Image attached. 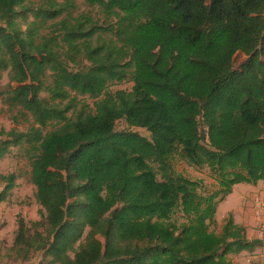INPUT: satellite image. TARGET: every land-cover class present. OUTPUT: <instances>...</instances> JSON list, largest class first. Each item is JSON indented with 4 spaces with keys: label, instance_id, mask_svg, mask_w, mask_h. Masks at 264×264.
<instances>
[{
    "label": "trees",
    "instance_id": "obj_1",
    "mask_svg": "<svg viewBox=\"0 0 264 264\" xmlns=\"http://www.w3.org/2000/svg\"><path fill=\"white\" fill-rule=\"evenodd\" d=\"M25 1L0 0V73L17 85L3 101L31 119L24 132L0 131V159L25 146L40 219L17 217L13 260L233 264L228 255L259 247L231 214L219 234L209 227L234 185L264 182V0H82L116 22H60L65 56L89 63L81 72L53 41L37 44L34 29L22 30ZM53 6L35 13L40 24L64 13ZM98 31L113 37L91 46ZM237 52L248 59L233 69ZM126 81L131 91L108 92ZM72 94L95 99L94 111L69 119ZM120 120L128 129L115 130ZM175 159L206 168L214 190L174 174ZM0 181L1 203L15 176Z\"/></svg>",
    "mask_w": 264,
    "mask_h": 264
},
{
    "label": "rangeland",
    "instance_id": "obj_2",
    "mask_svg": "<svg viewBox=\"0 0 264 264\" xmlns=\"http://www.w3.org/2000/svg\"><path fill=\"white\" fill-rule=\"evenodd\" d=\"M52 3H55L56 6L63 7L65 10L64 13L55 20H49L44 24H40L39 19L35 18V13L38 10L52 8ZM25 7L27 20L22 23L21 20L17 18V22L21 24L22 30L24 31L28 26L30 29H34V39L37 44L43 42L44 39L53 41V50L60 54L63 62L66 63L71 72L84 71L89 66V63L83 54L76 55L71 61L65 56L66 47L61 43L62 33L60 32V22L65 20L68 24V22H72L74 18L85 16L91 20L90 23L85 24V29L87 30L93 26L108 29L116 22V18L106 16L101 8L89 6L82 0H26ZM112 37L113 35L110 31H98L90 40L91 46L100 45L103 41H107ZM247 59V56L237 52L233 56V69H238ZM9 78L10 73L8 71L0 73V131L3 130L4 132H8L15 130L24 132L29 128L27 119L31 122L30 117H22L18 108L10 106L3 101L6 94L17 87L16 83L11 82ZM49 82L50 79L48 78L46 84ZM131 88L132 83L126 81L121 84L110 85L108 87V92L114 93L118 90L131 91ZM41 96L46 97L47 94L42 93ZM71 97L75 99V105L67 115L69 119H73L81 109L86 108L88 111H94L93 105L96 101L95 99L75 94H72ZM126 129H128V127L124 121L120 120L116 122V131ZM50 130L51 128H47L46 132ZM131 130L139 133L143 137L149 138V133L144 129L132 128ZM2 139L5 140L7 138L0 137V140ZM172 167L174 174L181 175L190 180L199 181L202 186L201 190L204 192L213 191L216 186L206 168L196 169L188 166L179 159L173 161ZM30 170V160L26 154L25 146L10 147L8 152L0 159V175L13 174L15 176L14 186L9 190L6 199L0 203V264H37L41 260L42 255L39 253L27 263L16 262L13 260V255L9 251L16 230L17 217H22L27 223L40 219V207L36 202L35 187L30 181ZM3 187L4 184L0 181V192ZM257 196L259 195L255 194L251 201L252 215L255 219V198H258ZM246 197L250 198L249 195ZM223 201H221L219 205L222 204ZM228 215L224 214L222 219H215V223L209 227V230L219 234L222 222ZM171 221L178 226L184 222V219L180 213H176L171 218ZM260 231L264 233L263 225ZM98 239L103 242V238ZM253 251H255V249ZM239 255H228L227 259L233 262V264H256L254 260L251 261V259H249L251 256H247V254Z\"/></svg>",
    "mask_w": 264,
    "mask_h": 264
},
{
    "label": "crops",
    "instance_id": "obj_3",
    "mask_svg": "<svg viewBox=\"0 0 264 264\" xmlns=\"http://www.w3.org/2000/svg\"><path fill=\"white\" fill-rule=\"evenodd\" d=\"M255 194H258L259 196L257 197L264 201L263 181L258 182L256 185H234L231 193L224 199L223 203L220 205L218 204L215 219H222L224 214H231L234 223L245 228L248 240H258L261 242V245L257 247L255 251H243L240 255L247 254V256H251L249 259H251V261L254 260L256 264H264V233L260 231L262 227H260V224L257 223L256 219L253 217L251 209V201ZM248 195L250 198L246 197Z\"/></svg>",
    "mask_w": 264,
    "mask_h": 264
},
{
    "label": "built area",
    "instance_id": "obj_4",
    "mask_svg": "<svg viewBox=\"0 0 264 264\" xmlns=\"http://www.w3.org/2000/svg\"><path fill=\"white\" fill-rule=\"evenodd\" d=\"M255 217L257 219V222L260 224V226L262 227V225L264 226V201L260 198H256L255 199Z\"/></svg>",
    "mask_w": 264,
    "mask_h": 264
}]
</instances>
